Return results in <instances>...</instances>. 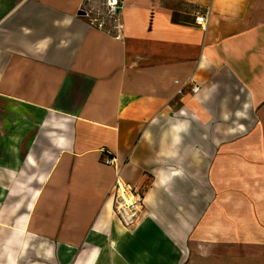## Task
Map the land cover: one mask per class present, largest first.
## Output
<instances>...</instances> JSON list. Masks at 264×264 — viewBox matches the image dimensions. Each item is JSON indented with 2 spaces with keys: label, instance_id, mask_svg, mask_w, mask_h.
<instances>
[{
  "label": "crops",
  "instance_id": "obj_1",
  "mask_svg": "<svg viewBox=\"0 0 264 264\" xmlns=\"http://www.w3.org/2000/svg\"><path fill=\"white\" fill-rule=\"evenodd\" d=\"M84 11L0 0V264H264V0Z\"/></svg>",
  "mask_w": 264,
  "mask_h": 264
},
{
  "label": "built area",
  "instance_id": "obj_2",
  "mask_svg": "<svg viewBox=\"0 0 264 264\" xmlns=\"http://www.w3.org/2000/svg\"><path fill=\"white\" fill-rule=\"evenodd\" d=\"M85 3L87 4L85 15L90 16L99 28L109 31L118 30L120 27L118 21L124 7V0H85ZM208 14V9L195 13L194 22L202 32L206 31ZM185 88H188L192 94L198 91V86L188 79L180 84L176 94H183ZM103 163L115 166V161L112 158L105 159ZM110 195L114 199L113 211L121 225L123 227L134 225L141 215L142 195L133 186L123 183L118 174L111 186Z\"/></svg>",
  "mask_w": 264,
  "mask_h": 264
},
{
  "label": "rangeland",
  "instance_id": "obj_3",
  "mask_svg": "<svg viewBox=\"0 0 264 264\" xmlns=\"http://www.w3.org/2000/svg\"><path fill=\"white\" fill-rule=\"evenodd\" d=\"M115 217V216H114ZM82 252V249L81 250H79V251H77V254H79L80 255V253Z\"/></svg>",
  "mask_w": 264,
  "mask_h": 264
},
{
  "label": "bare ground",
  "instance_id": "obj_4",
  "mask_svg": "<svg viewBox=\"0 0 264 264\" xmlns=\"http://www.w3.org/2000/svg\"><path fill=\"white\" fill-rule=\"evenodd\" d=\"M111 207H112V203H111ZM111 211H112V208H111Z\"/></svg>",
  "mask_w": 264,
  "mask_h": 264
}]
</instances>
